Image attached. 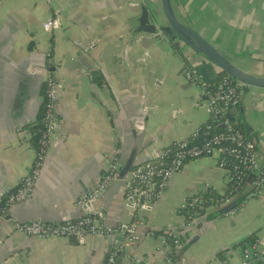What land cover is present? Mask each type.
Segmentation results:
<instances>
[{"label": "crops", "instance_id": "1", "mask_svg": "<svg viewBox=\"0 0 264 264\" xmlns=\"http://www.w3.org/2000/svg\"><path fill=\"white\" fill-rule=\"evenodd\" d=\"M170 1L180 21L237 67L264 78V0ZM135 2L148 3L161 17L159 0H0V193L13 190L30 169L44 79L51 75L61 84L58 138L34 191L0 218V264H102L112 252L121 264H134V255L162 264L171 253L176 264H240L241 243L250 236L264 239V195L248 196L245 185L234 213L209 209L192 229L182 230L181 201L221 192L227 184L213 157L186 162L144 212L126 198V173L91 202L103 232L83 243L15 228L17 222L82 216L85 207L78 201L96 187L110 157L122 165L131 160L132 167L153 162L171 142L211 121L184 69L213 81L219 68L179 39L133 33L140 14ZM51 16H59L61 25L48 33L42 25ZM240 95L229 117L256 142L264 160V88L240 86ZM123 225H134L133 234ZM169 230L181 236L173 251L160 241Z\"/></svg>", "mask_w": 264, "mask_h": 264}, {"label": "built area", "instance_id": "2", "mask_svg": "<svg viewBox=\"0 0 264 264\" xmlns=\"http://www.w3.org/2000/svg\"><path fill=\"white\" fill-rule=\"evenodd\" d=\"M141 2L132 3L139 6ZM61 25L59 16H51L43 23V30L51 33ZM141 58L140 60H143ZM184 76L193 84L201 97V105L210 115L213 125L206 124L201 132V126L188 137L175 140L162 149L153 162L132 167L125 177L126 198L137 204L139 211H145L151 203L158 199L167 189L172 176L180 171L188 161L202 157H213L217 167L225 172L227 184L219 192L220 197L205 198L202 194H192L185 197L177 207L181 218L182 230H190L195 222L209 209L216 210L229 204L246 184L253 169L259 172L252 181L250 197L264 195V163L258 153L255 141L240 126L231 121L230 111L240 103V83L227 74H220L213 81L205 79L195 68L186 67ZM60 82L49 75L43 82L42 111L38 119L36 148L28 172L21 178L18 185L11 191L0 193V218H3L9 207L15 203L25 201L33 193L39 178L48 151L58 138V119L56 104ZM217 125L221 129L213 130ZM118 159L110 157L104 166V173L96 187L80 197L78 204L85 207V213L71 221L46 222L31 220L15 223V228L26 235L37 237H64L74 238L83 243L86 236L99 235L103 232L102 226L97 224L88 206L97 197L106 192L108 187L119 177ZM142 196L143 200L138 198ZM237 207L226 213H234ZM137 222V221H136ZM127 235L134 232V225H123ZM174 230L160 235L161 244L170 249L169 239L173 247L180 245L178 235ZM240 264H264V239L254 238L245 247H242ZM134 264H151L143 257H131ZM102 264H121L115 252L107 256ZM162 264H176L173 254H166Z\"/></svg>", "mask_w": 264, "mask_h": 264}, {"label": "water", "instance_id": "3", "mask_svg": "<svg viewBox=\"0 0 264 264\" xmlns=\"http://www.w3.org/2000/svg\"><path fill=\"white\" fill-rule=\"evenodd\" d=\"M159 5L161 17L157 11L152 10L148 6V3H141L139 5L140 14L137 17L138 23L133 33H148L153 35L156 39H160L161 37L166 36L171 42L179 39L190 48L203 55L208 61L216 65L219 68L220 74H227L238 81L241 88H243L244 90L246 86L264 88V78L256 77L248 73L247 71H244L237 67L225 53L218 50L216 47L206 41L188 24L180 21L173 12L170 0H159ZM79 61L80 63H82V65H84V67H86V69L92 70L91 63L85 57H80ZM128 162L129 163H127L126 165H122L121 163L118 164L119 177L122 178L132 168L131 160ZM262 162L264 163V160H262ZM258 172V169L252 170L251 174L247 178V182L249 184L252 183ZM138 200L142 201L143 197L140 196ZM242 201V197L234 198L229 204L217 209L216 212L218 214H224L231 209L238 207V205ZM88 206H91V203L88 204Z\"/></svg>", "mask_w": 264, "mask_h": 264}, {"label": "trees", "instance_id": "4", "mask_svg": "<svg viewBox=\"0 0 264 264\" xmlns=\"http://www.w3.org/2000/svg\"><path fill=\"white\" fill-rule=\"evenodd\" d=\"M92 77H93V80L96 82V83H98V84H102V78H101V75H100V73L98 72V71H93L92 72ZM41 111H42V108H41ZM40 116H41V112H40ZM40 116H39V118H40ZM206 124H211V125H213V121H209V122H207V123H204V124H202L201 125V132L203 133V129H204V125H206ZM236 125H238V124H236ZM239 126V125H238ZM37 127H38V125H37ZM217 129H221V126L220 125H217V126H215L214 128H213V130H217ZM245 186H249V188L251 189V186L250 185H248V184H245ZM203 195V197H205V198H213V199H216V198H218V197H220L221 196V194L219 193V192H214V191H208V192H206V193H204V194H202ZM240 194L239 193H237V195H236V197L235 198H241L240 196H239ZM241 203V202H240ZM214 211H217V209L216 210H214ZM162 234H165V233H162ZM178 237L180 238L181 236H180V234L178 235ZM254 236H250V237H248V238H246V240H244L241 244L243 245L242 247H245V246H247L248 244H250L253 240H254ZM169 243V245H170V249H168V250H170V251H173V245H172V239H169V241H168ZM169 251V252H170Z\"/></svg>", "mask_w": 264, "mask_h": 264}]
</instances>
